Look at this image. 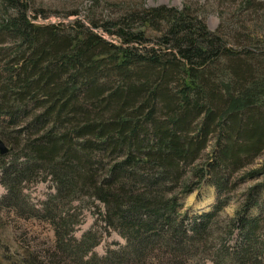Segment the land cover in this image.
<instances>
[{"label":"trees","instance_id":"1","mask_svg":"<svg viewBox=\"0 0 264 264\" xmlns=\"http://www.w3.org/2000/svg\"><path fill=\"white\" fill-rule=\"evenodd\" d=\"M35 2L0 0V210L52 227V264H264V163L219 226L236 175L264 153V42L243 20L211 32L186 4L42 24ZM41 178L55 187L36 208L24 190ZM203 184L219 197L187 226L181 198ZM77 200L101 205L121 251L92 255L98 231L72 238ZM234 223L235 249L213 248Z\"/></svg>","mask_w":264,"mask_h":264},{"label":"rangeland","instance_id":"2","mask_svg":"<svg viewBox=\"0 0 264 264\" xmlns=\"http://www.w3.org/2000/svg\"><path fill=\"white\" fill-rule=\"evenodd\" d=\"M35 3V8L43 10L44 16H47V19H41L40 23L42 24L72 21L74 18L67 17V15L74 11L79 13L78 19H83L90 11L99 18H106L117 17L129 5L137 8L166 6L180 9L186 4L198 10L199 15L211 32L217 31L221 25L223 30L230 31L238 27L239 20H243L246 26L251 29L249 31L250 35L259 42H264V0H36ZM247 7L249 9L244 12ZM100 34L106 40L116 43L114 38L102 31H100ZM5 162L9 164L8 162H11V159L8 158ZM263 163L264 153L244 172L236 175L235 179L239 181L237 189L229 196L225 195L228 197V203L219 215V226H229V223L232 220L234 221L248 190L260 182L262 177L254 175V172ZM54 187L50 179L42 182L41 178L37 181V184L26 188L24 194L31 205L39 208L47 198L53 195ZM5 195L6 189L0 184V200ZM218 197L215 188L207 184L201 185L193 193L182 197V207L179 212L187 219V226H192L193 220H196L202 214L211 212ZM101 208L98 202L92 204L85 200H77L74 202V207L68 208L70 215L73 217L72 238L75 241H79L91 230L100 232L101 240L91 253L97 258H103L110 252L121 251L126 245L125 239L117 232L108 230L104 226L100 215L102 214ZM258 215L257 210L251 211L248 214V219ZM234 226L236 227L237 223L231 225V228L234 229L230 241L226 234L215 235V240L212 242L213 248L222 244L235 249L242 237H240L239 231L235 230ZM55 252L56 238L49 224L34 219H19L15 215H10L7 211L0 210V264L46 262L48 256H52L50 261L52 264L54 263ZM198 261V264H214L212 256L208 255L201 257ZM65 263L67 264V262ZM154 264H158L157 261H154Z\"/></svg>","mask_w":264,"mask_h":264},{"label":"water","instance_id":"3","mask_svg":"<svg viewBox=\"0 0 264 264\" xmlns=\"http://www.w3.org/2000/svg\"><path fill=\"white\" fill-rule=\"evenodd\" d=\"M8 149L7 147L4 145V143L0 140V155H5L7 154Z\"/></svg>","mask_w":264,"mask_h":264}]
</instances>
